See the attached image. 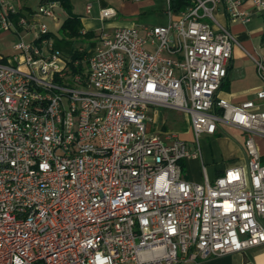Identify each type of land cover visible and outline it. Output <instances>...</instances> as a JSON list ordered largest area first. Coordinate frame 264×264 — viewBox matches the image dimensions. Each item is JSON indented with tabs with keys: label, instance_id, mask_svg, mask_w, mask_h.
Returning <instances> with one entry per match:
<instances>
[{
	"label": "built area",
	"instance_id": "built-area-1",
	"mask_svg": "<svg viewBox=\"0 0 264 264\" xmlns=\"http://www.w3.org/2000/svg\"><path fill=\"white\" fill-rule=\"evenodd\" d=\"M248 2L264 15V0H192L167 25L101 32L87 59L67 60L44 23H58V1L21 15L0 0V37L16 39L0 56V264H205L264 246V109L219 97L241 46L216 12L247 23ZM153 107L184 113L192 142L152 130ZM227 128L244 163L185 180L180 162Z\"/></svg>",
	"mask_w": 264,
	"mask_h": 264
},
{
	"label": "crops",
	"instance_id": "crops-1",
	"mask_svg": "<svg viewBox=\"0 0 264 264\" xmlns=\"http://www.w3.org/2000/svg\"><path fill=\"white\" fill-rule=\"evenodd\" d=\"M12 1L21 15L29 13L38 5L31 7L29 4L30 0ZM39 1L40 0H37V3H39ZM112 2L120 3L123 14L138 20L133 21V24L129 26H122L116 23L104 24L106 21L100 19L99 11L105 8H113L110 6ZM95 3L98 7L96 15H91L93 6L90 13L86 12L85 14L89 17L75 14L80 17L82 25L81 31L93 33L94 39H96L101 32H111L118 27H141L143 25L164 26L178 15L170 10L165 0H140L138 2L133 0H95ZM88 4L92 5L90 2ZM240 10L249 15V21L247 23L233 20L230 17L229 10L224 6H219L216 12V18L219 23L228 28L241 46V48H235L232 52L227 67V76L220 88L219 97L235 105H239L248 100L254 101L261 106V109H264V101H259L255 97L256 91L261 86V81L256 73L253 61V59H264V42H262V39H264V15L256 13L251 7L250 2L244 4ZM61 11L64 13L62 6ZM155 11L164 15L163 20L156 19L154 15L156 13ZM8 37L13 36L5 34L0 38ZM13 38L16 40L15 37ZM96 44L97 43H95V45ZM162 109L163 107H153L149 109L148 113L151 116H148L152 121L150 126L151 129L159 134H176L180 139L189 143L192 142L193 137L189 130V126L188 133H179L166 129L164 118L161 114ZM186 123L188 125L187 116ZM228 129L230 128L220 130L212 137L202 138L200 159H190L180 162L181 174L185 180L198 184L202 183L204 179L202 168H204L208 179L213 181L216 177L223 174L227 168L244 163L245 157L242 148V139H236L228 132ZM256 143L260 146V153L264 156V140L256 139ZM205 163L212 165L208 171L205 168ZM205 264H264V246L240 253L211 258L208 259Z\"/></svg>",
	"mask_w": 264,
	"mask_h": 264
},
{
	"label": "rangeland",
	"instance_id": "rangeland-1",
	"mask_svg": "<svg viewBox=\"0 0 264 264\" xmlns=\"http://www.w3.org/2000/svg\"><path fill=\"white\" fill-rule=\"evenodd\" d=\"M70 4V12L77 15L86 16V9L85 6L90 2L93 6L92 16L96 15V11L98 9L95 0H68ZM31 7H35L38 3L37 0H30L29 2ZM114 8L116 12V18L106 21L104 24H111L116 23L122 26H129L133 24V21H136L138 19L133 17H128L125 14H123V9L120 6V3L112 2L110 5ZM125 12V11H124ZM154 14L157 20H163L164 15L160 12L155 11ZM58 14L59 20L58 23L55 25L50 20L45 19L44 23L47 24L48 28L50 29L51 34H53L55 41H61L63 40V36L61 34V25L64 22L67 14L66 12L62 13L61 10L56 11ZM154 13V12H153ZM89 17V16H86ZM156 20V22L159 24V22ZM81 34V33H80ZM64 41L69 42V46L66 49V53L62 55L63 57L67 58V60H70V54L73 50H76L78 52L83 53L82 59H87V57L92 52L93 48L95 47L96 39L91 38L87 39L84 38V36L81 34L79 38H69L64 39ZM15 42L13 37L8 38H0V56L7 58L11 54V46L12 43ZM162 117L164 118L166 129L169 131H177L179 133L186 132L188 133V125L186 123V115L180 111H174L170 109L163 108L161 110ZM149 116H151L148 113ZM228 132H230L236 139L240 140L242 137L240 134L234 130V129H228ZM203 138V137H202ZM202 138L200 139V145L202 143ZM259 147V151L261 152V148ZM211 164L205 163V168L208 171L211 167Z\"/></svg>",
	"mask_w": 264,
	"mask_h": 264
},
{
	"label": "trees",
	"instance_id": "trees-1",
	"mask_svg": "<svg viewBox=\"0 0 264 264\" xmlns=\"http://www.w3.org/2000/svg\"><path fill=\"white\" fill-rule=\"evenodd\" d=\"M49 1H58L64 12L67 14V18L64 20V22L61 25V34L64 39L69 38H79L80 33L82 30V25L80 22V17L70 12V4L68 0H49ZM192 5V0H169V7L170 10L176 14H179L183 11H185L188 7ZM84 38L91 39L94 37V34L91 32L85 33ZM57 41L56 42V48L61 52L62 55L66 53V49L69 46L68 41ZM83 57V53L78 52L76 50H73L70 54L71 60H80ZM72 71L77 72L82 69V66L73 67L71 66ZM222 87V85H221Z\"/></svg>",
	"mask_w": 264,
	"mask_h": 264
}]
</instances>
